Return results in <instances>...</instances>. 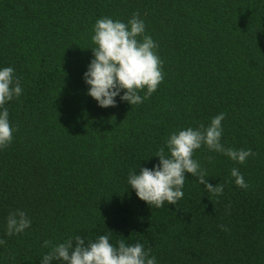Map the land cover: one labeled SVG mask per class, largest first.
<instances>
[{"label": "trees", "instance_id": "1", "mask_svg": "<svg viewBox=\"0 0 264 264\" xmlns=\"http://www.w3.org/2000/svg\"><path fill=\"white\" fill-rule=\"evenodd\" d=\"M133 14L158 45L164 78L139 105L117 96L102 108L83 79L93 28ZM4 67L23 91L5 105L14 132L0 149V264H42L46 240L101 235L143 244L157 264H264V0H0ZM220 113L221 144L255 153L239 164L206 146L194 152L223 194L185 173L176 205L140 200L129 174L157 165L172 133ZM17 210L30 227L8 235Z\"/></svg>", "mask_w": 264, "mask_h": 264}, {"label": "clouds", "instance_id": "2", "mask_svg": "<svg viewBox=\"0 0 264 264\" xmlns=\"http://www.w3.org/2000/svg\"><path fill=\"white\" fill-rule=\"evenodd\" d=\"M93 32L91 39L95 47L91 50L94 58L83 76L89 86L87 94L102 108L115 107L117 96L131 106L141 104L157 90L164 78L162 61L156 52L158 45L145 34L144 21L139 19L138 14H133L127 23L100 18L95 22ZM145 89L142 97L140 93ZM121 90L123 95H120ZM22 91L13 68L0 69V149L11 143L14 132L5 105L18 98ZM224 118L225 114L220 113L211 119L207 127L201 124L196 129L189 127L172 133L155 155L159 157L157 165L152 169L141 168L138 174L135 171L129 174L127 182L136 196L156 208L163 207L165 203L176 205L184 196L185 173L198 178L197 182L203 184L208 193L215 196L223 194V184L213 186L208 183L206 177L209 175L193 159L194 152L206 146L210 151L221 153L239 164H244L249 156L255 155L251 149L234 150L221 144V122ZM231 176L238 187H248L239 169H231ZM30 224L24 211L10 213L7 234H19ZM221 228L228 230L223 225ZM4 243L0 239V244ZM43 246H51V250L43 257L42 264H51L53 260L64 264H157L151 250H145L143 244L126 245L121 239L114 246L108 235H101L95 242L87 244L79 236L55 245L46 240Z\"/></svg>", "mask_w": 264, "mask_h": 264}]
</instances>
